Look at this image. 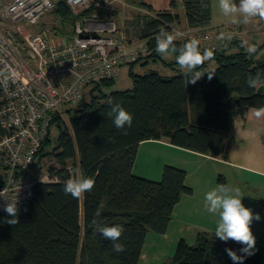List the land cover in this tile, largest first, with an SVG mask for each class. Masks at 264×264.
I'll return each instance as SVG.
<instances>
[{
  "label": "trees",
  "instance_id": "obj_1",
  "mask_svg": "<svg viewBox=\"0 0 264 264\" xmlns=\"http://www.w3.org/2000/svg\"><path fill=\"white\" fill-rule=\"evenodd\" d=\"M129 1L146 11L136 16L135 24L149 49L145 56L128 64L132 87L105 92L103 86L114 80L96 82L88 85L95 91L89 104L79 112L75 111L84 99L66 108L68 123L59 117L60 112L51 114L50 128L58 127V142L51 146L52 151L44 152L51 143L48 136L36 159L49 154L57 165L48 167L51 181H36L32 198L17 204L19 223H5L12 217L0 212V264H139L146 234H164L181 196L192 193L185 182V170L173 165L163 166L159 180L134 174L139 143L164 139L216 157L225 154L224 140L234 120L249 108L264 106V54L257 56L264 44L249 56L241 38L227 39L222 48L213 51L215 67L208 69L205 61L195 70L201 74L195 84L188 83L182 69L172 75H162L155 69L134 72L135 64L146 65L157 58L172 69L178 64L163 60L155 51V40L161 28L170 33L179 16L170 9L155 10L143 0ZM203 2L206 7L201 6V0H181L188 27H210L212 0ZM176 6L171 0L170 7ZM53 11L63 18L72 16L64 0H58ZM185 43L174 41L177 49ZM257 74L260 80L249 87L247 78ZM109 101L132 114V126L126 127V134L108 117ZM74 174L95 180L91 192L78 199L63 191ZM101 205L98 219L106 226L121 225L124 229L119 238L125 245L123 252L112 251V242L102 235L93 236L91 221ZM242 247L232 240L221 241L214 233L198 232L193 244L180 238L164 264H234L225 249L244 255ZM243 264L264 262L255 252L245 256Z\"/></svg>",
  "mask_w": 264,
  "mask_h": 264
},
{
  "label": "built area",
  "instance_id": "obj_2",
  "mask_svg": "<svg viewBox=\"0 0 264 264\" xmlns=\"http://www.w3.org/2000/svg\"><path fill=\"white\" fill-rule=\"evenodd\" d=\"M64 1L78 20L71 39L56 43L46 31L31 32L55 0H0V212L10 201L32 198L36 181L26 176L50 134L51 114L80 104L88 85L114 80L122 66L149 52L147 41H126L109 16L110 0ZM239 26L170 33L214 51L240 38Z\"/></svg>",
  "mask_w": 264,
  "mask_h": 264
},
{
  "label": "crops",
  "instance_id": "obj_3",
  "mask_svg": "<svg viewBox=\"0 0 264 264\" xmlns=\"http://www.w3.org/2000/svg\"><path fill=\"white\" fill-rule=\"evenodd\" d=\"M113 1L116 3H114V8L110 10L109 16L116 20V18H119L120 11H122L121 8H117L121 4L124 5L123 1L126 2V0ZM143 1L150 4L155 10L170 9L171 12L178 14L181 25L187 26L181 0H175L177 4L176 8L170 7L171 0ZM128 2L135 16H142L146 13L144 9L130 4L129 0ZM235 2L239 4V0H235ZM117 3L120 5L117 6ZM259 20L258 17H255L250 19L247 24L239 23V25L242 27L241 29L244 33L251 32L260 23ZM229 23H232V17L224 16L219 10L218 0H212L210 26ZM252 34L249 40L242 39L241 37L242 41L254 44L256 48L264 44V32L262 35H257V33ZM258 36L263 37L259 39ZM256 37L257 40H255ZM262 54H264V45L257 56ZM176 57L173 53V59L167 62H175ZM213 61H208V69H210V63ZM168 68L170 67L168 66ZM179 69H181L179 64L173 65L174 72ZM136 73L141 74L139 72ZM252 109L255 108H249L243 117L234 120L224 140L226 147L225 154L216 157L175 146L164 139L146 140L139 143L133 171L135 165L140 163L146 174L138 175L147 178L152 177L151 179H160L162 167L165 164L173 165L185 170V182L192 188L191 194L181 196L179 202L174 207L172 219L168 224L166 232L160 234L166 240L165 243L168 244L170 251L175 243L177 245L180 238L185 239L187 242L186 238H184L185 233L190 235L191 240L187 242L188 244L193 243L192 241L195 240L197 232L215 233V221L219 219V213H209L205 209V194L217 188L218 185L223 184L233 189L238 188L242 204L246 208H249L254 215H260L261 219L258 221L253 219L250 227L256 238L255 252L261 256L264 262V117L255 118L252 115ZM141 155H143L142 159H140ZM154 155L156 158L153 157ZM219 175L222 177L221 180H218ZM195 199L199 203L197 205L190 204L191 200ZM194 218H197V220H194ZM172 224H175L174 235H170ZM145 245L146 241L143 244L139 264H152L153 262L157 264V260L160 261L164 258L166 262L173 255L169 256V250L167 253L161 250L152 253L153 256L151 258L149 257V252L144 251ZM162 264H164V261Z\"/></svg>",
  "mask_w": 264,
  "mask_h": 264
},
{
  "label": "clouds",
  "instance_id": "obj_4",
  "mask_svg": "<svg viewBox=\"0 0 264 264\" xmlns=\"http://www.w3.org/2000/svg\"><path fill=\"white\" fill-rule=\"evenodd\" d=\"M45 2L50 3V0H45ZM201 6L206 7L203 0H201ZM218 7L224 16L232 17V23L234 24H247L250 19L255 17L264 20V0H239V4L235 0H218ZM175 39L176 36L161 28L156 36L155 51L164 57L178 52L177 63L184 70L185 75L189 77L188 83L195 84L201 77V74L195 70L203 65L205 61L212 60L214 53L208 49L201 52L197 39H191L177 49L174 44ZM242 47H246L249 56L257 50L254 44H248L246 41L242 43ZM208 78L211 79L212 75H208ZM259 80V74L255 77L249 76L247 78L248 86L255 87ZM108 103L110 105V110L107 113L108 117L112 119L117 129L125 130L124 134H126V127L130 128L132 126V114L126 111L119 103H113L112 101ZM252 115L257 119L264 117V106L252 109ZM94 186L95 180L93 178L79 174L65 182L63 191L65 195H71L73 198L78 199L85 192H91ZM102 209L103 205L97 208L91 221L94 226L93 236L98 233L105 239L110 240L112 242V251L116 253L125 251V245L119 242V238L124 231L123 227L121 225L106 226L98 219L101 217ZM205 209L209 213H219L214 233L216 238L224 242L232 240L243 245L240 252L244 255H237L231 248L225 249L234 264H243L245 256L255 254L256 238L251 231L250 225L253 219L258 221L261 217L259 214L254 215L249 208L242 204L238 188L233 189L221 184L217 188L208 191L205 194ZM4 211L12 217L11 219H6L5 223L9 225L19 223L17 201L8 202L4 207Z\"/></svg>",
  "mask_w": 264,
  "mask_h": 264
},
{
  "label": "rangeland",
  "instance_id": "obj_5",
  "mask_svg": "<svg viewBox=\"0 0 264 264\" xmlns=\"http://www.w3.org/2000/svg\"><path fill=\"white\" fill-rule=\"evenodd\" d=\"M56 2L58 0H55ZM110 10H112L114 7V2L113 0H110ZM128 0L123 1L124 5H120L119 3H117V6L120 5L117 9L121 8L122 11H120L119 13V18H116L115 22L117 24V27L121 30L123 37H126V41L128 40L129 42H134L136 41V43H142L146 40H142L140 39V32L138 29V26L135 24V22H137L136 20V16L134 14V12L132 11L133 9L130 7ZM109 10V12H110ZM118 17V16H117ZM77 18L75 16H66V17H62L61 15H59L56 11H49L48 13H46V15L44 16V18H42L39 22L38 25L31 27V32L33 33H37V32H41V31H46L47 35L50 37V39H52L54 42H64V41H68L71 39V37L73 36V34L75 33V26L77 23ZM260 23L258 25H256V29H252L251 27V32H246L244 33L242 31V27L239 26V37L242 39H250L251 33L256 34L257 35H262V33L264 32V20H259ZM234 23H229V24H217V25H211V29H218L221 28L222 25H231ZM86 23H84L82 25V27H85ZM238 25V24H236ZM88 26V25H87ZM90 26V25H89ZM173 29H186L187 26L185 25H181L180 22L174 23L172 25ZM252 34V35H253ZM263 36H258L259 39H261ZM180 40H190L192 39V37L189 36H182V37H178ZM257 40V37L256 39ZM258 42V41H257ZM203 50H205L206 48H202ZM171 56V57H170ZM164 60L169 61L170 59H173V54H169L167 57L161 56ZM215 62L213 61L212 63H210L209 68L214 67ZM214 64V65H213ZM133 70L135 72H139V73H144L150 69H155L158 70V72L160 74H174V70L168 68V66L164 65L162 63V61L157 58V60L153 61L150 60L148 62V64L146 65H142L140 62L135 64L133 66ZM129 70V66L128 65H124L120 68L119 74L118 76L114 79V82L109 84V85H105L103 86V90L105 92H109L112 90H123L126 88H131L132 87V79L128 73ZM94 86H88L86 88V91L84 93V104L77 108V110L75 112H79L85 105L89 104V102L91 101V95L92 93L95 94L94 90ZM76 106V105H75ZM70 106H67L65 108H63L60 113H59V117L63 120V122L68 123L69 121V117L70 114L68 113L66 108H69ZM73 107V106H72ZM71 108V107H70ZM75 110V109H73ZM58 136H59V129L56 125H53L50 128V144L48 146H46L44 148V152L46 151V153H49L50 151H52L53 149H51V146H53L54 144H56L58 142ZM153 157L156 158V156L154 155ZM143 158V155H141L140 159ZM51 165H57L55 160L49 156V154L47 155H40L37 159H36V163L33 166V168L31 170L28 171L26 178L29 180H33V181H40V182H48L50 181L49 176H48V167ZM163 168V167H162ZM134 174L138 175V174H146V171L142 169V166L140 163H137L135 165ZM78 175V174H74V177ZM140 176V175H138ZM73 177V178H74ZM144 177V176H143ZM191 177V175H190ZM147 178V177H145ZM152 177H149V179H151ZM161 178V177H160ZM151 180H159V179H151ZM184 195H188V194H183ZM198 200H191L190 204H194L197 205ZM199 219V218H198ZM194 220H197V218ZM218 219H216L215 221V225L217 223ZM172 227V228H171ZM171 230H170V235H174V231H175V224H172L171 226ZM198 233V232H197ZM187 242H189L190 239V235L185 233V237ZM196 238V237H195ZM146 245L144 248V251H148L149 252V257L152 258L154 252H159L161 250H163V252L167 253L169 250V256H171L174 253V250L176 248V243L173 245V248L170 249L168 248V244L165 243V239L162 238V236L160 234L154 233V232H148L146 234ZM193 243L195 242V240L192 241ZM192 243V244H193ZM165 258L161 259L160 261L157 260V264H162V262H165ZM152 264H156L155 262H153Z\"/></svg>",
  "mask_w": 264,
  "mask_h": 264
}]
</instances>
